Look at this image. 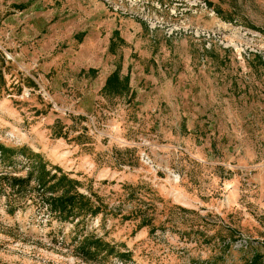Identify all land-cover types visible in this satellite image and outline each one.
Wrapping results in <instances>:
<instances>
[{
    "label": "rangeland",
    "instance_id": "obj_1",
    "mask_svg": "<svg viewBox=\"0 0 264 264\" xmlns=\"http://www.w3.org/2000/svg\"><path fill=\"white\" fill-rule=\"evenodd\" d=\"M0 144L101 210L62 221L0 160V264H264V0H0Z\"/></svg>",
    "mask_w": 264,
    "mask_h": 264
},
{
    "label": "trees",
    "instance_id": "obj_2",
    "mask_svg": "<svg viewBox=\"0 0 264 264\" xmlns=\"http://www.w3.org/2000/svg\"><path fill=\"white\" fill-rule=\"evenodd\" d=\"M123 84L114 74L109 77L106 85L107 87L114 86L115 91H118V87ZM15 156L24 157L28 163L32 162L33 166L25 176H3L8 181L11 190L20 193L27 189L31 182L35 183V190L43 198L42 202L48 206L51 213L62 221L78 216L82 212L94 215L101 211L89 196L77 190L78 181L69 178L57 166L48 169L41 155L32 152L25 146L16 149L0 144L1 162L12 164ZM77 249L86 260L99 253L109 255L116 253L119 257L129 256V252H117L109 242L95 236L83 237ZM245 264H263L261 255L254 254Z\"/></svg>",
    "mask_w": 264,
    "mask_h": 264
}]
</instances>
